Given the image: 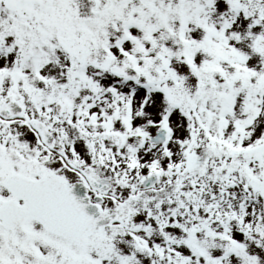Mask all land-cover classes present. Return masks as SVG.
<instances>
[{
    "label": "snow or ice",
    "instance_id": "snow-or-ice-1",
    "mask_svg": "<svg viewBox=\"0 0 264 264\" xmlns=\"http://www.w3.org/2000/svg\"><path fill=\"white\" fill-rule=\"evenodd\" d=\"M0 264H264V0H0Z\"/></svg>",
    "mask_w": 264,
    "mask_h": 264
}]
</instances>
